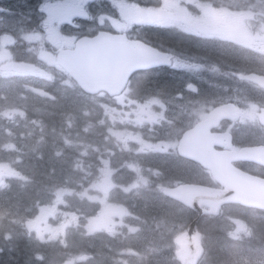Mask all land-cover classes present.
<instances>
[{"label":"trees","instance_id":"trees-1","mask_svg":"<svg viewBox=\"0 0 264 264\" xmlns=\"http://www.w3.org/2000/svg\"><path fill=\"white\" fill-rule=\"evenodd\" d=\"M0 10L8 16H14L18 21H23L26 15V10L23 12L20 7L19 11L13 0H0ZM0 32L10 33L6 28ZM23 38L24 36H16L18 43L11 47L13 62L29 66L40 65L42 61L34 51L36 45L30 46ZM202 52L209 54L205 50ZM218 54L220 57L224 53L218 52ZM228 61L234 62V58L230 56ZM52 69L60 70L58 67ZM169 77L165 76L166 79L163 81L158 80L156 86L144 85V90L155 91L156 94L166 91L167 88L172 87L168 81ZM137 84L140 93H131L130 99L143 102L145 92L139 89L141 77L134 79L133 85ZM157 86L163 88L157 90ZM30 87H34V91ZM35 98L45 99L51 104L43 110L39 107L40 101L34 102ZM102 102L113 107L116 104L119 107L115 100L84 95L66 75L63 77L56 75L53 79L0 75V167L10 166L16 170L15 174L7 177L0 186V264H65L68 262L66 257L68 254L76 255L83 251L82 246L86 240L90 246L100 245L94 240L90 241L86 228L90 219L101 214V206L87 202L88 199L82 197V192L87 186L86 183L94 181L99 172L95 159L106 156L107 151L117 153L116 148L103 146L105 141H110L108 145L115 142L114 138L109 137L114 130L110 128L108 121L96 126L93 121L92 126L95 127H92L87 134L90 135V140L95 142L97 139L102 144L96 146L98 148L95 150L96 147L89 142L92 146L88 147L86 155L83 154V149L74 151L66 147L64 137L79 139L80 134H84L85 128L89 126L90 117L94 116V120L101 118L99 122L104 120L107 114ZM56 105L59 108L53 109ZM18 110L24 111L27 115L24 123H20L21 113H17L16 117H12L13 114L10 113ZM7 112L10 114L7 115ZM33 121L40 122L45 130L39 129V125H30ZM70 124H73L74 128L70 127ZM97 135L99 136L96 138ZM5 147L11 152L5 151ZM82 159L86 173L72 166L73 162H81ZM173 173L174 176L196 177V174H188L186 168ZM86 176L87 181H85ZM81 182L86 186H80ZM59 191L69 193L63 197L64 201L58 204L56 209L59 219L67 217L69 233L56 239H40L28 230L27 223L41 220L44 209L55 203ZM115 197L110 196L112 199ZM154 214L166 219L160 211ZM229 222L231 223V220ZM257 222H259L256 226V231H259L258 238L264 240V220L260 219ZM198 227L200 228V224ZM202 228L208 249L213 251L214 260L228 257L229 261L232 258L234 262L242 261L241 257L245 256L244 254L225 252L223 243L227 236L219 233L220 224L204 222ZM105 243H108V240ZM246 245L248 248L244 249L245 251H255L254 243ZM103 250L102 247L99 248V251ZM208 256L206 254V257Z\"/></svg>","mask_w":264,"mask_h":264},{"label":"flooded vegetation","instance_id":"flooded-vegetation-1","mask_svg":"<svg viewBox=\"0 0 264 264\" xmlns=\"http://www.w3.org/2000/svg\"><path fill=\"white\" fill-rule=\"evenodd\" d=\"M243 9H248L249 7H242ZM156 10V13L158 10H162L161 14L158 15L156 18L154 16H151L152 19H156L157 21H148V11L149 10ZM158 9V10H157ZM165 7L164 6H150L143 7L140 20L139 21H133V20H127L125 21V25L121 26L123 23L115 22V25L119 28H121V32L116 31H110L113 34H123L128 41H137V42H144L148 45H154L159 47L164 52L167 50L166 53L169 54L170 58L173 61V64L171 67H161V68H153L150 70H144L137 72L138 74L134 75L132 80L130 81V86H128V91H136L137 93H140L138 90V83L135 86H132L133 80L135 76L139 75L138 77H141V87L139 89L143 90L145 92L144 95V105L140 107L139 105H136L135 107L140 111L139 112H133L126 114L127 121L131 129L133 126L131 125L133 118L136 117L138 114L140 115L141 119L138 122V129L141 131V134L139 136H134L137 138L142 137H151L154 139V142L146 143L145 144V150L148 152V149H151L152 152L150 155L146 153L144 157L147 158H156L159 161H172V167H176L172 169L173 171H177L181 168H186L189 173L196 174V176L200 175H207V174H198L196 171V168L189 167L191 165V160L187 158H183L182 155L191 156L193 155L192 152H190L187 148H183L180 151V144L182 137L187 132H190L194 130L199 124H201L204 121H207L210 118L211 113L220 107H226L228 103H232L233 100L226 98L224 100V104H217V105H205V104H197L192 103L188 101H171L166 93L165 90H163L161 93H155V91L150 92V90H144V85L146 86H156L158 80H165L164 72L171 70L173 68V71L180 70L179 66L184 67L183 72H185L187 78L184 79L183 84L181 85V88L186 91H190L192 88L197 89V91L203 90V87L207 86H214L216 88H222L224 84L217 83L213 81V78L211 76V71L215 67L211 61V64L209 65L208 70H204L202 65H199V69L195 72L188 71L185 67H192L196 66L195 64L189 62L182 56H189L191 51L194 50H200L201 52L204 51L203 49H199L195 47L194 41L197 36H205L206 39L209 41L212 40V26H215L214 23L211 27H208L207 29L209 32L207 33H197L195 31V27L191 24H186L185 29L183 28H177L175 27L179 22L178 19H185L186 17L182 16L180 12L175 13V17L177 21H167L165 18H170V15H167L164 13ZM49 13L53 16L51 18V22H42L41 24H44L46 27L50 28H59L62 24H64L65 20H67L68 16H73L78 14L79 12L74 11L72 8L68 7L65 0H56L54 1V5H51ZM137 13L135 10H133V14ZM81 13H79L80 15ZM146 14V16L143 18L142 15ZM162 19V21L158 20ZM254 19V18H252ZM255 19H257L260 26H264L263 19L264 16L259 14ZM92 24H95L94 22ZM98 24V27L96 29L98 30H106V26L103 27L101 24ZM103 24H108V22H104ZM219 29L228 30L230 27L228 25H221L218 23ZM172 27H175L177 32L170 31ZM109 29L113 30L112 27H109ZM76 29H83L81 25H78ZM97 32L95 33H89L87 36H95ZM226 35H229L226 33ZM231 35L234 37L229 42L228 39L225 40L224 43H222L221 46L218 45H211L212 50H218L219 48H222L224 50V54L221 55L218 59L219 62H221L224 66L223 70H213L217 73V77L220 78L221 75H225L227 73H232L233 77L232 80L237 83L238 92L244 94L246 91H249L252 95V97H255V93H259L264 96V90H261L256 87V85L252 82V78L254 75H261L264 74V72H254L256 68L259 67V62L257 60V54H260V47H259V40L258 37L257 40H250L247 42L248 50L251 51L252 55H246L243 57V51L245 49V39L243 36V33L241 31H234L231 33ZM258 36H260V31L257 33ZM178 44V45H177ZM151 45V46H152ZM152 46V47H154ZM172 46V47H171ZM182 46V47H180ZM187 46V47H186ZM156 48V47H154ZM183 48V49H182ZM209 52L208 56L212 55V52L207 50ZM230 52H233V58L236 62V65L230 61L228 62L230 58ZM178 53V54H176ZM182 55V56H181ZM244 60L246 61V64L244 65ZM228 62V63H227ZM228 67H232V70L229 71ZM169 77V82H170ZM145 79V80H144ZM156 80V81H155ZM178 85V84H177ZM175 85V87H177ZM179 87V86H178ZM157 90H161L163 87L157 86ZM156 90V89H155ZM142 94V93H141ZM220 96V95H217ZM204 97L206 99H211L212 94L206 93L204 94ZM148 101V103H146ZM256 103L257 106L261 107L264 106V103L258 100H251V101H244V105L238 106L236 108L235 113V119L229 120L230 116H232L230 113H228L227 109L224 110L223 116L224 119L213 129L210 130L209 133H206L204 135V141L203 144L210 141L211 137H214L216 139V144L218 147H220L226 140L233 138L232 146L235 147L238 142H241L246 148H252L254 146H246L244 141V135L243 131L246 129V127L252 126L257 120V114L254 113L253 106L247 105V104H254ZM249 114L247 117L248 119H245V114ZM241 114V116H240ZM144 128V129H143ZM251 132H256L257 134L260 133V129L257 131L254 130L253 127L250 129ZM230 147V148H231ZM224 149L228 150L229 147L226 145L223 148H221V151H224ZM232 149V148H231ZM243 161V160H239ZM202 163L205 165L208 164L206 160L202 159ZM241 166L244 167V163H238ZM253 164V163H250ZM148 167H154V165L148 166ZM2 173H0V183L1 182ZM181 177V176H179ZM182 182L180 183L182 185L192 184L196 181V177L190 178L189 180H186V177H181ZM205 182V181H204ZM121 200L117 201L116 204L120 205ZM119 212H124L121 208ZM129 215L126 213V215L121 218L117 223L113 222L114 229L119 230V232H123L130 230L131 227H134L131 225V223L126 221V217ZM110 221H108L103 228H100L99 224L96 225V229L98 230V233H105L106 228L108 227ZM123 241H126L130 239V236L128 233H125V235H122L120 237ZM91 246L87 243H85L82 246V250H86L90 248ZM122 247V246H120ZM219 253V252H218ZM114 253H112L113 255ZM162 260L159 261V264H180L177 261H174V259L171 257V251H162L161 252ZM115 259H117V256H114ZM121 258L126 261H122V263L118 262L119 264H134L132 262V257H123ZM114 259V260H115ZM84 258H81L79 256H76V261L74 264H84ZM109 259V262L107 264H116V260ZM92 264H103L100 260H94L91 262Z\"/></svg>","mask_w":264,"mask_h":264},{"label":"rangeland","instance_id":"rangeland-1","mask_svg":"<svg viewBox=\"0 0 264 264\" xmlns=\"http://www.w3.org/2000/svg\"><path fill=\"white\" fill-rule=\"evenodd\" d=\"M27 0H19L18 3L20 5L26 4ZM187 4L192 3L191 0H185ZM222 1V0H221ZM234 1L239 0H225L223 1L225 4H231ZM263 2L264 0H259V2ZM98 2L101 4L102 2L106 5V7L102 6L103 4L99 5ZM180 0H162V4L171 9H176L178 7ZM240 2V1H239ZM70 3L72 5V9L77 12L83 13L82 16H78L77 19H84V20H91L96 21L97 23L112 27L113 31H120L121 28L117 27L115 25V22L123 23L121 26L125 25V21L127 20H133V21H139L141 16V10H135L137 13L133 14L134 7L132 5H126L125 10H121L117 8L114 3L111 0H92V2H87V0H70ZM42 11L45 16V21H50L49 11L50 6L49 2L47 0L44 1V4L42 6ZM264 11V10H263ZM203 14L208 18V22H213L218 18V13L214 12L211 9H204ZM142 17H145L143 14ZM8 20V16L4 13H0V24L6 23L5 21ZM70 18H67L64 23H70L64 24L63 26L69 27L67 30H70V32L62 33L59 28H44L42 35L36 34V33H30L26 35V40L30 43H36L40 42V40L43 38V49H41L40 57L41 59L46 63L45 65L52 66L56 64V55L54 53L59 49H66L71 48L73 46V43L75 42V32L72 28V24L74 22H69ZM155 21V20H152ZM104 22H108V24H103ZM245 38L247 36L245 35ZM15 42V37L12 34H2L0 35V72H6L13 75L18 74H25L27 71H16L14 69V64L12 62V57L10 56V46L13 45ZM219 50V49H218ZM218 50H210V52L218 51ZM244 57V56H243ZM32 69V68H31ZM49 72L51 73L52 70L50 69ZM7 74V73H5ZM106 99L105 97H101ZM40 101L39 107L43 110H45V107L50 105L51 102H47L45 99L38 98ZM53 101V99H50ZM118 104V108L113 107L112 105H108L106 103H101L103 107L106 108L105 113L107 114V117L99 122L98 119L97 124L102 125L106 121H108L110 128L114 130V132L111 133V137H114L116 139V142L119 143V145L122 148H125L124 151H126L127 156L129 160H134L137 163L138 168H136L134 165H131L129 161H121V159H116L117 163L122 162L120 165V169H122L121 173H117L116 177L113 179V171L111 169L110 159L105 158L103 159L101 157V165L99 168V172L95 177V180L92 181L88 188L85 189L83 196L89 197L92 199L91 201H95L94 199H97L99 196H102L104 199L107 194H109L114 189V184L116 181H123L124 178H128L127 186H132L133 188H126L127 191H129L133 196L138 197L140 202L142 203V207L144 210H146L152 217L156 218L158 215H155L154 212L160 211L161 214H163L164 218H160V222L165 226L166 229H169L170 226L173 225L176 217H177V209L170 204L161 194H165L164 186L161 182V178L164 175L173 176L172 169L176 167H172V161H159L156 158H147L144 157L146 154L145 150V144L151 143L150 139L151 137H142V138H135L138 133L135 131H132L131 128H127L126 125L128 124L127 116L124 115L123 111V105L125 102V99L123 96H120V98H117L116 100ZM148 103V101L146 102ZM76 104V103H75ZM74 104V105H75ZM134 105V104H133ZM139 105V104H138ZM68 106V105H66ZM142 106V105H139ZM65 107V105H64ZM59 108L57 105L53 106V109ZM50 112V111H49ZM56 112V111H55ZM137 112V111H136ZM27 116L24 112H21V119L20 123L23 120H26ZM141 119L140 115L138 114L135 118H133V121L131 125L133 127H138V122ZM94 121V116L90 117L88 122H90L89 126L85 128V133H88L92 127V122ZM72 122V121H71ZM99 122V123H98ZM73 123V122H72ZM96 124V125H97ZM39 125V129L42 131L45 130L43 125ZM126 128H123V127ZM70 127L74 128L73 124H70ZM144 129V128H143ZM135 136V137H134ZM72 137H66L65 139H70ZM75 146V142L66 141L65 146ZM11 149V148H9ZM13 149V148H12ZM84 149L87 150L88 148L84 146ZM5 151L8 150V147H5ZM149 151V149L147 150ZM107 155H112L110 152H106ZM85 165V164H84ZM83 163L80 162H74L72 163L73 168H76L77 170H83L85 173L87 172L86 168L84 167ZM154 165V167H148ZM4 165L0 167V173H2L1 180L4 179V177L7 175L5 171ZM127 168V169H125ZM125 169V170H124ZM157 170L164 171L165 173L161 174V172H158ZM118 178V179H117ZM175 181L168 182L167 185L169 188L174 184ZM156 185V189L154 188ZM0 186H2V183H0ZM68 193L59 191L57 193V199L55 203L48 208L44 209V216L41 220H34L29 221L27 223L28 230L32 234H36L39 238L44 237H52L57 238L59 237L62 232L64 231V227L60 225V220L58 218L57 210L58 204L62 203L64 201V196ZM113 209L115 206H112ZM116 208H118L116 206ZM164 212H162V210ZM112 208L105 209L104 213L106 216L111 217L112 222H117L119 220L118 215H112ZM139 216V214H137ZM105 218V217H104ZM102 219H97L96 221H103ZM128 219V218H127ZM127 221V220H126ZM133 221V218L131 219V222ZM139 225H143L142 223H139ZM136 227V226H135ZM143 227V226H141ZM247 231V227L245 225H238L233 228V230L230 233V237L237 238L239 236H242ZM140 230L138 231L139 234ZM142 232V228H141ZM173 232V231H172ZM114 234V229L111 228V232ZM143 233V232H142ZM137 234V233H136ZM134 234V235H136ZM147 234V233H146ZM146 234H142L139 238H136L135 240L136 244L142 245L148 243V239L146 237ZM262 243V241H260ZM261 243L258 245V248L261 249ZM224 246L226 248V252H230L233 250V248L225 241ZM244 250V249H243ZM245 251V250H244ZM221 252V251H218ZM247 252V251H246ZM253 253L260 254V251H252ZM125 252H122L121 255L125 256ZM128 253H132L131 249H128ZM253 253H245V256L248 258L249 262L252 263L254 260H257L259 258V255L253 254ZM234 260V258H233ZM216 264H229L228 257L226 258H220L219 260H214Z\"/></svg>","mask_w":264,"mask_h":264},{"label":"water","instance_id":"water-1","mask_svg":"<svg viewBox=\"0 0 264 264\" xmlns=\"http://www.w3.org/2000/svg\"><path fill=\"white\" fill-rule=\"evenodd\" d=\"M57 64L84 93L94 96L106 92L110 97H116L123 93L135 72L149 69L158 63L154 51L147 46L126 43L120 37L101 34L93 39H81L74 50H62ZM259 82L264 88V79ZM208 129L209 122H206L196 128L191 136L204 134ZM190 145L188 141L186 147ZM232 176L238 180L227 182L225 191L185 187L176 190L172 197L193 209H199L201 205L218 209L226 203L235 202L264 206V195L260 194L263 188L259 183L246 176L240 178L237 171H233ZM197 244V237L188 243L182 240L181 247L185 251L179 255L182 264H197L202 256Z\"/></svg>","mask_w":264,"mask_h":264},{"label":"bare ground","instance_id":"bare-ground-1","mask_svg":"<svg viewBox=\"0 0 264 264\" xmlns=\"http://www.w3.org/2000/svg\"><path fill=\"white\" fill-rule=\"evenodd\" d=\"M178 45V44H177ZM172 47V46H171ZM180 47H182V46H180ZM187 47V46H186ZM183 49V48H182ZM197 50V49H196ZM43 189V188H42ZM40 191V190H39ZM41 192V191H40ZM188 236V235H187ZM223 240V239H222ZM226 252V251H225ZM220 253H222V251L220 252ZM180 260V259H179Z\"/></svg>","mask_w":264,"mask_h":264}]
</instances>
